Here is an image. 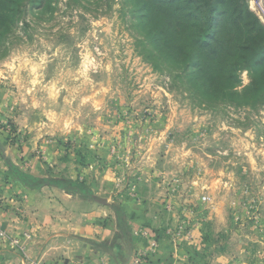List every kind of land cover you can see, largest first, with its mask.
<instances>
[{"label": "rangeland", "instance_id": "1", "mask_svg": "<svg viewBox=\"0 0 264 264\" xmlns=\"http://www.w3.org/2000/svg\"><path fill=\"white\" fill-rule=\"evenodd\" d=\"M47 1L46 8L28 4L0 46V145L8 148L7 160L37 177L84 175L95 183L111 177V202L129 201L146 218L141 235L148 246L135 255L149 251L159 230L176 251L197 254L203 250L200 223L214 216V202L211 207L199 203L204 160L213 169L214 143L233 132L242 148L247 141L254 150V182L247 181L251 174L239 175L245 169L240 145L235 154H227L237 163L230 187L242 205L234 210L236 222L258 228L262 216L256 205L246 210L244 189L254 183L256 194L264 183V104H204L174 86L166 67L141 44L146 20L137 11L139 0ZM246 5L264 27V0H246ZM239 79L238 90L250 83V73L241 71ZM33 162L42 164V174ZM2 166L1 180L10 173H3ZM5 180L11 194L0 197L1 205L22 219L29 198ZM143 189L162 195V201L167 198L153 209L159 215L156 223L151 208L146 213L138 208ZM169 217L171 226H156ZM186 234L193 236L191 242Z\"/></svg>", "mask_w": 264, "mask_h": 264}, {"label": "crops", "instance_id": "2", "mask_svg": "<svg viewBox=\"0 0 264 264\" xmlns=\"http://www.w3.org/2000/svg\"><path fill=\"white\" fill-rule=\"evenodd\" d=\"M235 134L223 133L218 137L220 142L214 143L213 169L206 167L208 164L204 160L203 175L199 184L202 190L199 191L214 202V216L200 223L198 238L203 244L202 252L195 254L182 248L176 251L169 237L165 233L161 235L159 230L155 238V252L143 258L134 253L139 249L143 251L148 246L141 235L145 230L143 219L146 218L129 201L111 202L115 197L112 194L113 178L104 176L98 183H95L96 179L91 176L68 178L82 181L101 202L81 199L54 186L31 190L11 174L7 165L8 148L0 145L2 172H10L0 179V197L11 194V189H8L11 185L3 183L5 178L13 183L12 186L21 189L20 196L29 198L22 219L10 215L9 207L2 206L0 202V228L6 237V240L0 238V264H264V183L262 186L257 185L256 194L253 193L254 183L244 189L246 210L250 211L253 205L258 206L262 223L254 229L250 222H244V225L236 222L238 217L234 210L242 205L238 206L236 190L233 189L232 192L230 187L231 172L237 167V163L227 154H235L237 145H240V151L242 149L244 153L239 155H243L241 158L245 169L241 168L239 175L244 173L249 177L251 174L252 177L245 179L254 182V150L252 146L249 148L247 141L242 148ZM225 141L230 148H224ZM11 163L17 167L13 160ZM33 163V168L42 174V164ZM29 175L48 179L46 176L40 177L41 175L37 177L31 172ZM262 180L264 181V177ZM249 192L251 196H248ZM140 193L143 200L138 208L145 210V213L149 208L153 212L154 208H159L158 204L167 203V198L162 201L163 198H159L162 195L156 196L154 192L147 194L143 189ZM114 207L119 209L123 218L122 228L118 224ZM165 210L163 213L170 216ZM158 217L154 211L153 222H158ZM169 220L156 226L161 229L168 223L171 226L174 219L169 217ZM205 226H208V229ZM211 234H215L217 238H213L209 244ZM13 238L19 239L23 250L10 248L7 241Z\"/></svg>", "mask_w": 264, "mask_h": 264}, {"label": "trees", "instance_id": "3", "mask_svg": "<svg viewBox=\"0 0 264 264\" xmlns=\"http://www.w3.org/2000/svg\"><path fill=\"white\" fill-rule=\"evenodd\" d=\"M47 0H0V46L18 27L27 5L47 7ZM146 20L141 44L164 65L174 86H182L201 103L264 104V27L246 0H139ZM250 83L238 90L240 72ZM205 104V103H204ZM11 174L31 189L54 186L81 199L101 202L79 180L41 179L7 161ZM120 228L123 218L114 207Z\"/></svg>", "mask_w": 264, "mask_h": 264}, {"label": "built area", "instance_id": "4", "mask_svg": "<svg viewBox=\"0 0 264 264\" xmlns=\"http://www.w3.org/2000/svg\"><path fill=\"white\" fill-rule=\"evenodd\" d=\"M199 203L204 204V205H206L208 207H211L212 204H213V201H212V199L209 196L202 195V196L199 197ZM166 209L167 210H170L171 208H170L169 205H167L166 206ZM180 230H181V228H179L178 232L175 234L177 237H180L181 236L182 230L181 231ZM186 237H187L186 239L189 242H191L193 240V236L191 234H186ZM0 238L6 240V237H5L4 233L2 232L1 228H0ZM7 244L12 249L23 250L22 249V246H21V243H20V241H19L18 238L9 239L7 241ZM156 247H157L156 241L155 240H152L150 242L149 251L142 252V254L140 256L143 257V256H148L149 254H153L155 252ZM35 264H38V263H35Z\"/></svg>", "mask_w": 264, "mask_h": 264}]
</instances>
